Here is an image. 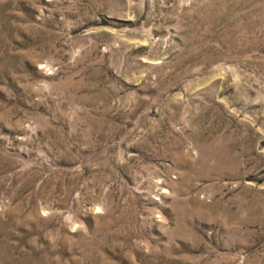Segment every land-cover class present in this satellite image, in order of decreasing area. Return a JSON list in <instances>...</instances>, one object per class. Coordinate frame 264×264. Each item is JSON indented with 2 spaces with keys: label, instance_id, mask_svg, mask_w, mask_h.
Masks as SVG:
<instances>
[{
  "label": "rangeland",
  "instance_id": "1",
  "mask_svg": "<svg viewBox=\"0 0 264 264\" xmlns=\"http://www.w3.org/2000/svg\"><path fill=\"white\" fill-rule=\"evenodd\" d=\"M0 264H264V0H0Z\"/></svg>",
  "mask_w": 264,
  "mask_h": 264
}]
</instances>
